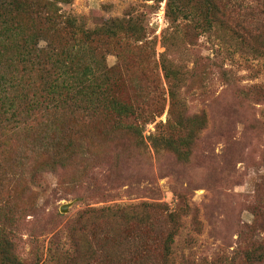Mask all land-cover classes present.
<instances>
[{
  "label": "trees",
  "instance_id": "1",
  "mask_svg": "<svg viewBox=\"0 0 264 264\" xmlns=\"http://www.w3.org/2000/svg\"><path fill=\"white\" fill-rule=\"evenodd\" d=\"M165 1L166 19L189 33L190 42L222 28L264 61V26L239 23L242 34L234 27L241 16L253 14L252 3L264 16V0ZM70 2L0 0V264L42 262L37 247L34 261L19 252L20 229L36 208L27 200L28 186L18 187L27 169L82 168L107 151L117 164H129L149 148L187 164L205 128V116L191 115L181 100L187 71L164 55L157 64L141 17L108 19L90 29L62 12L60 5ZM109 54L117 57L111 67ZM161 77L169 117L144 137L165 108ZM241 93L264 103V84ZM251 213L254 221L245 228L240 255L244 264H264V175ZM184 216L146 202L87 209L70 222L71 249L57 248L49 264H119L117 255L134 264H220L189 256L176 262Z\"/></svg>",
  "mask_w": 264,
  "mask_h": 264
},
{
  "label": "rangeland",
  "instance_id": "2",
  "mask_svg": "<svg viewBox=\"0 0 264 264\" xmlns=\"http://www.w3.org/2000/svg\"><path fill=\"white\" fill-rule=\"evenodd\" d=\"M165 4V0L159 4L151 0H71L60 6L65 15L90 29L108 19L141 17L154 42L157 64L164 55L187 71L181 100L191 115L206 119L190 162L161 158L149 148L129 164H117L107 151L82 168L27 169L18 187L28 186L27 200L36 208L19 232V252L25 259L34 261L37 247L41 264H49L57 248L71 249L70 222L82 211L146 202L165 205L168 213L185 212L184 228L174 247L176 262L189 256L197 263L244 264L240 252L246 248L245 228L253 224L251 208L264 175V103L245 99L241 92L264 84V61L222 28L199 34L190 42L188 32L172 27L166 19ZM252 6L253 14L239 17L234 26L239 34L243 33L239 23L251 29L264 26L262 8ZM116 63L114 54L107 55L110 67ZM161 84L165 108L146 126L144 137L154 134L156 126L169 117V96L162 77ZM150 98L149 94L147 102ZM63 205L68 206L66 213L60 211ZM116 261L134 264L130 259L121 261L118 255Z\"/></svg>",
  "mask_w": 264,
  "mask_h": 264
},
{
  "label": "water",
  "instance_id": "3",
  "mask_svg": "<svg viewBox=\"0 0 264 264\" xmlns=\"http://www.w3.org/2000/svg\"><path fill=\"white\" fill-rule=\"evenodd\" d=\"M68 210V206L67 205H63L60 209L61 213H66Z\"/></svg>",
  "mask_w": 264,
  "mask_h": 264
}]
</instances>
